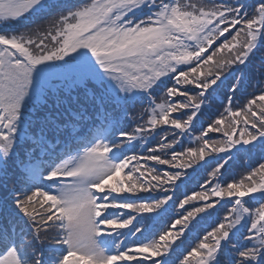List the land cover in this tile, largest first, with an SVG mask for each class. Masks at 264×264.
I'll list each match as a JSON object with an SVG mask.
<instances>
[{
  "label": "snow or ice",
  "instance_id": "snow-or-ice-1",
  "mask_svg": "<svg viewBox=\"0 0 264 264\" xmlns=\"http://www.w3.org/2000/svg\"><path fill=\"white\" fill-rule=\"evenodd\" d=\"M0 264H264V0H0Z\"/></svg>",
  "mask_w": 264,
  "mask_h": 264
},
{
  "label": "trees",
  "instance_id": "trees-1",
  "mask_svg": "<svg viewBox=\"0 0 264 264\" xmlns=\"http://www.w3.org/2000/svg\"><path fill=\"white\" fill-rule=\"evenodd\" d=\"M258 158L259 157L257 156L256 153H253L250 156H244L242 159L237 158L236 162H235V164L233 166V169L231 170L232 174L236 175L237 177L243 175L244 173H246V171L248 170V167L250 165L254 166L255 161ZM223 214H225V213L222 212L221 215H223Z\"/></svg>",
  "mask_w": 264,
  "mask_h": 264
}]
</instances>
